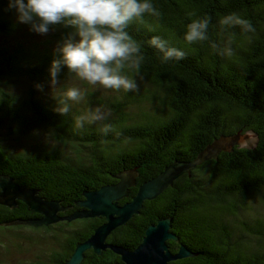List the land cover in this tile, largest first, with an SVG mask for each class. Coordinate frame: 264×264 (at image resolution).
I'll return each instance as SVG.
<instances>
[{
    "label": "trees",
    "instance_id": "obj_1",
    "mask_svg": "<svg viewBox=\"0 0 264 264\" xmlns=\"http://www.w3.org/2000/svg\"><path fill=\"white\" fill-rule=\"evenodd\" d=\"M152 2L160 14L145 13L127 27L145 57L138 72L124 70L137 80L138 90H116L113 98H101L110 104L111 114L81 129L74 121L81 115L75 105L80 102H72L67 115L53 110V95L59 97L71 86L60 83L62 92L57 88L49 92L53 49L70 29L57 25L43 44L25 39H16L14 45L8 40L0 43V173L39 189L48 199L60 200L67 206L61 212L65 215L81 208L78 201L84 198V190L118 181L116 174L121 171H135L137 180L123 202L167 164L192 160L221 140L230 149L218 150L158 196L145 199L140 212L116 227L108 241L136 247L149 224L169 216L179 236L178 241H169L171 249L177 251L183 243L197 252L177 263L264 264V0ZM7 5L8 0H0V35L4 36L19 27L15 11ZM229 13L249 20L255 30L243 31L239 25L223 29L219 19ZM205 14L210 17L208 39L188 43L186 25ZM157 35L183 49L186 56L161 63L158 50L148 44ZM213 43L219 49L230 44L232 54L221 55ZM73 76L65 68L60 81ZM17 79L28 82L22 94L12 89ZM37 83L43 84V90L36 88ZM87 95L90 101L97 97ZM31 121L47 128L58 146L23 147L20 141L31 138ZM104 124L112 126L107 134L102 131ZM248 130L259 137L251 151L239 148L238 138ZM40 215L21 200L15 207L0 203V230L24 227L11 222ZM104 220L94 216L57 222L74 227L53 242L45 258L30 264H67L77 242ZM121 262V255L111 248L100 254L89 248L81 264Z\"/></svg>",
    "mask_w": 264,
    "mask_h": 264
},
{
    "label": "clouds",
    "instance_id": "obj_2",
    "mask_svg": "<svg viewBox=\"0 0 264 264\" xmlns=\"http://www.w3.org/2000/svg\"><path fill=\"white\" fill-rule=\"evenodd\" d=\"M8 9L14 10L19 23L30 25V30L44 35L57 25L70 29L56 42L54 59L48 69L51 89L59 84L60 74L66 68L80 80L90 85L126 92L138 90L137 80L125 73V69L139 71L144 61L142 45L127 31L130 22L142 19L145 13L159 15L152 0H8ZM193 15V14H189ZM210 17L192 19L186 25L184 39L188 43L208 39ZM223 29L239 25L243 31H254L251 22L235 13L223 15L219 19ZM148 44L158 50L161 63L179 61L186 52L160 36H152ZM221 55H231L230 44L223 49L212 44ZM43 84L36 88L43 90ZM84 92L79 87H67L57 97L54 111L67 115L72 102H79ZM110 111L97 106L88 112L74 117L75 127L81 129L86 123L105 121ZM110 124H104L102 131L107 134ZM246 138L239 143L241 150L251 151L259 144V137L248 130Z\"/></svg>",
    "mask_w": 264,
    "mask_h": 264
},
{
    "label": "water",
    "instance_id": "obj_3",
    "mask_svg": "<svg viewBox=\"0 0 264 264\" xmlns=\"http://www.w3.org/2000/svg\"><path fill=\"white\" fill-rule=\"evenodd\" d=\"M245 138L246 135H240L238 139L241 141ZM223 148L230 149L221 140L215 141L192 160H175L167 164L158 174L141 182L131 199L123 202L121 199L129 195L130 187L136 185L137 180L135 171H121L116 174L118 181L84 190V198L78 201L81 208L65 215L61 212L66 210L67 206L60 200L48 199L39 194V189L19 184L12 176L0 173V203L10 207L17 206L19 200L27 203L41 215L16 219L11 223L33 226L50 225L65 219L105 217V221L97 225L93 233L77 242L71 256L66 260L67 264H80L89 248L98 254L106 248H111L121 255L122 262L118 264H180L176 262L178 259L196 255L197 252L183 243H180L177 251L171 249L169 241H178L179 236L172 230V218L169 216L160 217L156 222L149 224L141 242L133 248L109 242L108 236L116 227L125 224L139 213L145 199L155 198L172 185L177 177L185 172L191 173L194 167Z\"/></svg>",
    "mask_w": 264,
    "mask_h": 264
},
{
    "label": "rangeland",
    "instance_id": "obj_4",
    "mask_svg": "<svg viewBox=\"0 0 264 264\" xmlns=\"http://www.w3.org/2000/svg\"><path fill=\"white\" fill-rule=\"evenodd\" d=\"M17 23L19 26L18 30L12 35H0V43L8 40L7 42H10V45H14L16 39H25L26 41H31V44L33 42L43 44L47 39L51 38L52 30L47 34L41 35L31 31L30 25L19 22ZM13 82L14 83H11L13 91L21 92L19 94L26 91L28 86L27 80L17 79ZM60 83H67V86L71 87H79L84 92L83 98L79 101L81 104L75 103L81 114L86 113L97 106L102 107L105 111H110L111 114V109L109 108L110 104H108V102H103L101 98H113V95L117 92L116 90L104 88L100 85H90L87 81L80 80L76 76L71 77L66 82L59 81V84L53 89L57 88L58 91L62 92L59 87ZM53 89H51L49 85L50 93L53 92ZM88 92L97 95L95 100L90 101V98L87 95ZM89 101L90 103H88ZM56 143L57 142L53 140L52 134L47 128L40 127L32 121L31 138H23L20 141V144L23 147H31V149L37 147L42 148L46 145L58 146ZM15 145L18 148L20 147L19 143H16ZM54 225L55 226L51 229H46L42 226H35L36 228H33L31 227L33 225L30 226L28 224H24V227L19 226L17 228L1 229L0 236H2L3 244H0V264H30L39 258H45L48 255L53 242L56 243L60 241V238H63V235L67 232V229L74 227L72 225H57V222L54 223ZM19 234H22V236ZM53 237H57V239L55 240Z\"/></svg>",
    "mask_w": 264,
    "mask_h": 264
},
{
    "label": "flooded vegetation",
    "instance_id": "obj_5",
    "mask_svg": "<svg viewBox=\"0 0 264 264\" xmlns=\"http://www.w3.org/2000/svg\"><path fill=\"white\" fill-rule=\"evenodd\" d=\"M122 199H123V198H122ZM104 218H105V217H104ZM104 221H105V220H104ZM104 221H103V222H104ZM103 222H102V223H103ZM108 237H109V236H108ZM107 240H108V239H107ZM84 258H85V257H84ZM82 261H83V260H82ZM80 264H81V263H80Z\"/></svg>",
    "mask_w": 264,
    "mask_h": 264
}]
</instances>
